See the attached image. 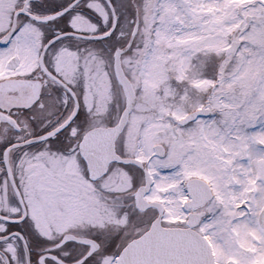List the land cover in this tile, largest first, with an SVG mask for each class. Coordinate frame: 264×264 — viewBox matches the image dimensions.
<instances>
[{
    "label": "snow or ice",
    "instance_id": "snow-or-ice-1",
    "mask_svg": "<svg viewBox=\"0 0 264 264\" xmlns=\"http://www.w3.org/2000/svg\"><path fill=\"white\" fill-rule=\"evenodd\" d=\"M0 264H264V0H0Z\"/></svg>",
    "mask_w": 264,
    "mask_h": 264
}]
</instances>
